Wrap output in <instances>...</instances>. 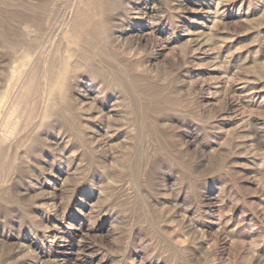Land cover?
Instances as JSON below:
<instances>
[{
	"label": "rangeland",
	"instance_id": "rangeland-1",
	"mask_svg": "<svg viewBox=\"0 0 264 264\" xmlns=\"http://www.w3.org/2000/svg\"><path fill=\"white\" fill-rule=\"evenodd\" d=\"M0 144V264H264V0H0Z\"/></svg>",
	"mask_w": 264,
	"mask_h": 264
},
{
	"label": "bare ground",
	"instance_id": "bare-ground-1",
	"mask_svg": "<svg viewBox=\"0 0 264 264\" xmlns=\"http://www.w3.org/2000/svg\"><path fill=\"white\" fill-rule=\"evenodd\" d=\"M75 4H76V3H75ZM72 14H73V13H72ZM86 21H87V20H86ZM69 22H70V21H69ZM83 22H84V21H83ZM59 24H60V23H59ZM97 24H98V23H97ZM103 24H104V23H103ZM103 24H102V25H103ZM66 25H67V24H66ZM61 26H64V24L61 25ZM64 27H65V26H64ZM68 27H69V26H68ZM107 28H108V25H107ZM76 30H77V29H76ZM100 31H102V30L100 29ZM55 32H56V31H55ZM63 32H64V31H63ZM74 32H75V31H74ZM60 33H62V32L60 31L59 33H57V35H56L55 38H57L58 36H61L62 34L60 35ZM67 33H68V32H67ZM64 34H65V33H64ZM67 36H68V35H67ZM62 38H63V37H62ZM39 41H40V40H39ZM36 42H37V41H36ZM55 42H56V41H55ZM61 42H62V41H61ZM56 43H57V42H56ZM50 45H51V44H50ZM54 45H55V43H54ZM54 45L52 44V49H53V46H54ZM61 45H62V44H61ZM53 50H54V49H53ZM58 50H59V46L57 47V50H56V51H58ZM49 52H50V51H49ZM58 52H59V51H58ZM56 54H57V53H56ZM59 54H60V53H59ZM26 55H28V54H26ZM62 55H63V54H62ZM49 56H50V55H49ZM55 57H56V58H54L55 60H53V62H52V66L55 67V68H56V67L59 68V67H60V64L62 63L61 60H60L61 58H60V56H58V54H57ZM25 58H26V57H25ZM46 58H47V57H46ZM51 58H53V57H51ZM51 58H50V59H51ZM48 59H49V58H48ZM49 61H50V60H49ZM49 61H47V62L49 63ZM51 61H52V60H51ZM45 63H46V62H45ZM46 64H47V63H46ZM46 64H44V65H46ZM50 65H51V62H50ZM63 65H64V64H63ZM66 65H67V64H66ZM66 65H64V66H66ZM46 66H47V65H46ZM46 66H44V67H46ZM64 66H63V68H64ZM67 66H68V65H67ZM44 67H43V68H44ZM68 67H69V66H68ZM68 67H67V68H68ZM51 69H52V68H51ZM62 70H63V69H62ZM64 71H66L65 68H64ZM64 71H63V72H64ZM54 72H56V69H55ZM63 72H60L59 69H57V73H56V77H58V79H57L58 81H57V82H62V83H63V80H61V79H62L61 76L63 75ZM16 73H17V72H16ZM43 73H45V72H43ZM51 73H52V72H51ZM51 73H50V74H51ZM50 74L48 73V70H47V71H46L45 78L42 77V78H43L44 80H46V82H47V84L44 83L45 86L47 85V90H48V87H50V85H52L54 82H56L55 80L50 79V77H52V74L54 75V73H52L51 75H50ZM66 75H67V74H65V76H66ZM59 76H60V77H59ZM68 76H69V75H68ZM110 76H111V75H110ZM53 77H54V76H53ZM56 77H55V78H56ZM62 77H64V76H62ZM66 77H67V76H66ZM60 78H61V79H60ZM68 79H69V77H68ZM65 82H66V81H65ZM25 84H26V83H25ZM44 84H43V86H44ZM69 84H70V83H69ZM56 85H57V87H58V86L60 85V83H59V84L56 83ZM25 86H26V85H25ZM57 87H56V88H57ZM61 87H62V86H61ZM27 88H28V86H27ZM30 88H31V86H30ZM56 88H55V89H56ZM59 88H60V87H58V89H59ZM43 89H44V88H43ZM45 89H46V88H45ZM50 89H51V87H50ZM65 89H66V88H65ZM30 90H31V89H30ZM53 90H54V89H52L51 91L49 90L48 93L51 94V92H53ZM59 90H61V89H59ZM54 91H55V90H54ZM64 91H65V90H64ZM21 92H22V91H21ZM43 92H44V90H43ZM58 93H59V92H58ZM45 94H47L46 91H45L44 95H45ZM60 94H61V93H60ZM60 94H59V95H60ZM23 95H24V94H23ZM14 97H15V96H14ZM24 97H25V95H24ZM48 97H49V96H48ZM61 98H62V97H61ZM27 99H28V98H27ZM44 99H45V97H44ZM44 99H43V100H44ZM63 99H65V98H63ZM16 100H17V99H16ZM48 101H49V100H48ZM53 101H54V100H53ZM54 102H55V101H54ZM66 102H67V101H66ZM46 103H47V102H45V104H46ZM47 104H49V103H47ZM61 104H62V103H61ZM2 105H3V104H2ZM43 105H44V104H43ZM54 105H55V104H54ZM19 106H20V105H19ZM46 106H47V105H46ZM49 107H50V106H49ZM13 108H14V106H13ZM47 109H48V108L46 107L45 111H48ZM10 110H12V108H11ZM13 110H16V109H13ZM17 110H18V109H17ZM17 110H16V111H17ZM66 110H67V109H66ZM49 112H50V111H49ZM12 117H13V116H12ZM19 135H20V134H19ZM4 137H5V136H4ZM0 145H1V144H0Z\"/></svg>",
	"mask_w": 264,
	"mask_h": 264
}]
</instances>
